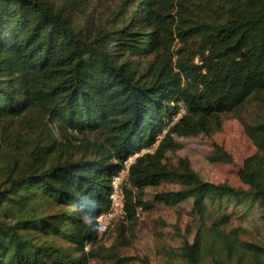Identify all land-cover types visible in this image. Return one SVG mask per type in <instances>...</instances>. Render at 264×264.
<instances>
[{"label":"trees","instance_id":"16d2710c","mask_svg":"<svg viewBox=\"0 0 264 264\" xmlns=\"http://www.w3.org/2000/svg\"><path fill=\"white\" fill-rule=\"evenodd\" d=\"M100 1L0 0V264H151L98 240L111 178L135 154L112 249L140 211L191 202L181 264H260L264 247L231 221L264 211V0ZM223 115L255 150L237 171L244 188L169 161ZM208 160L231 163L216 144ZM165 183L177 189L144 200Z\"/></svg>","mask_w":264,"mask_h":264},{"label":"rangeland","instance_id":"374dc122","mask_svg":"<svg viewBox=\"0 0 264 264\" xmlns=\"http://www.w3.org/2000/svg\"><path fill=\"white\" fill-rule=\"evenodd\" d=\"M122 0H101L105 6L113 8ZM177 47V46H176ZM177 116V114H176ZM176 116L173 121H175ZM222 128L211 137L199 136L190 139H178L181 149L175 155H169V161L175 164L178 159H187L192 170L206 182L213 184L226 183L232 188L243 187L237 176L242 162L253 155L255 150L246 136L242 125L231 115H223ZM221 146L231 157L230 164L213 163L208 160L213 151V145ZM244 188V187H243ZM174 184H162L158 188H149L144 200L152 202L155 194L176 190ZM243 208L239 207L237 217L232 218V225L242 228L240 234L243 242L254 243L264 247V211L253 210L250 217L243 218ZM229 212V211H228ZM248 216V215H247ZM198 219L191 208V202L183 203L175 208H167L154 204L150 211H140L134 226L127 227L125 238L129 241L127 247L112 249L116 232L98 235L99 245L105 250L110 249L122 257L136 261V258H147L151 264H181L178 250L186 239L193 240ZM209 222V221H207ZM90 264H110L106 261L91 260ZM264 264V257L261 263Z\"/></svg>","mask_w":264,"mask_h":264},{"label":"built area","instance_id":"2783aa9c","mask_svg":"<svg viewBox=\"0 0 264 264\" xmlns=\"http://www.w3.org/2000/svg\"><path fill=\"white\" fill-rule=\"evenodd\" d=\"M184 114V109L180 106L177 112L176 120ZM175 120V121H176ZM137 154L129 157L123 164V168L116 175L111 178L110 187V207L109 210L100 215L97 219V226L99 228V235H105L109 233V230L117 222H121L125 219L124 209V191L123 185L127 180L128 169L134 160L137 158ZM90 246L85 247V251L89 250Z\"/></svg>","mask_w":264,"mask_h":264}]
</instances>
